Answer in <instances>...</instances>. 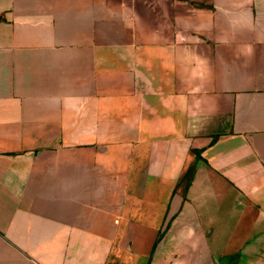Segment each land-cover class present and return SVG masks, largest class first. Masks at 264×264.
<instances>
[{
    "label": "crops",
    "instance_id": "obj_1",
    "mask_svg": "<svg viewBox=\"0 0 264 264\" xmlns=\"http://www.w3.org/2000/svg\"><path fill=\"white\" fill-rule=\"evenodd\" d=\"M0 264H264V0H0Z\"/></svg>",
    "mask_w": 264,
    "mask_h": 264
},
{
    "label": "rangeland",
    "instance_id": "obj_2",
    "mask_svg": "<svg viewBox=\"0 0 264 264\" xmlns=\"http://www.w3.org/2000/svg\"><path fill=\"white\" fill-rule=\"evenodd\" d=\"M191 184V181L189 180H183L182 182H180V187H182L183 189H187Z\"/></svg>",
    "mask_w": 264,
    "mask_h": 264
}]
</instances>
